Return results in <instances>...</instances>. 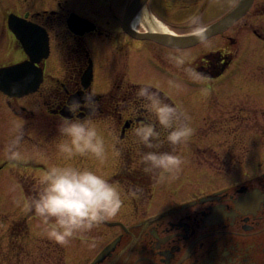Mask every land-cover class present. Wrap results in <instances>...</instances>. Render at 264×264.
<instances>
[{
	"label": "flooded vegetation",
	"instance_id": "obj_1",
	"mask_svg": "<svg viewBox=\"0 0 264 264\" xmlns=\"http://www.w3.org/2000/svg\"><path fill=\"white\" fill-rule=\"evenodd\" d=\"M239 1L141 0L127 20L129 8L137 0H0V68L30 61L26 48H33L39 55V62L34 66L43 72L40 89L34 98L42 99L44 104L57 100L53 101L51 110L60 109L58 114L49 113L63 122L65 118L61 111L69 104V96L82 88L81 77L90 62L95 71L94 79L96 76V62L85 42L88 38H98L105 43L109 40V47H114L115 52L126 53L123 66L134 80L139 78L136 73L157 80H160L159 75L172 77L167 70L174 65L169 56L197 51L195 49L221 38L224 44L201 52L192 67L203 74L205 79L199 81L208 86V83L220 81L235 70L237 63L234 60L238 58L233 60L232 53L236 52L232 47L241 38L242 43L245 42L246 30L249 37L256 38L264 46V28L259 29L257 23L258 18L264 16V0H254L249 12L220 34L187 48H173L151 39L138 38L130 32L191 35L193 31L185 34V30L194 29L202 16L209 19L215 16L216 22ZM71 14L84 18L94 29L76 35L67 22ZM150 18L160 22L166 31L152 29L148 23ZM59 40L62 41L59 43ZM139 56L143 59L140 64L137 63ZM57 63L61 74H48L47 70ZM177 69L180 72L181 68ZM124 76L119 79L120 84L119 81L116 85L108 83V90L97 94L98 109L92 113L98 116V121L105 125L109 123V128L114 130L111 122L119 128L120 143L116 142V150L119 145L126 146L137 139L135 127L153 121L152 114L144 107V100L137 96V92L133 94L131 88L146 85V80H154L142 78L144 83L123 84ZM94 79L89 87L91 93ZM195 80L185 76L182 82L190 85ZM80 113L81 108L71 120H85L79 119ZM48 118L45 126L56 132L58 127ZM182 169L188 172L182 176V180L188 179L185 183L175 179ZM195 171L201 173L190 164L181 165L173 173H164L162 178L158 172L154 180L152 177L144 180L141 176L134 192L127 188L120 191L123 203L116 215L118 218L107 219L94 227V236L84 235L83 240L95 242L93 247L90 245L92 252L85 255L84 247L77 242L72 252L79 250L84 253L83 257L80 260L66 259L65 248H57L62 254L61 261L65 264L69 260L74 264H264V169L254 174L236 169V174L229 176L230 181L214 189L209 186L214 177L198 181ZM117 173L118 170L111 176L116 183L122 181L117 179ZM165 194L169 197L162 203L160 198ZM25 220L23 216L13 222L17 229L12 231L20 238L0 240V250L8 247L4 258L24 257L25 254H20L27 250L22 238ZM35 246L41 252V247ZM103 251L105 253L97 261Z\"/></svg>",
	"mask_w": 264,
	"mask_h": 264
},
{
	"label": "rangeland",
	"instance_id": "obj_2",
	"mask_svg": "<svg viewBox=\"0 0 264 264\" xmlns=\"http://www.w3.org/2000/svg\"><path fill=\"white\" fill-rule=\"evenodd\" d=\"M261 1L258 0V2ZM94 12L96 13V11ZM88 14L94 16L89 11ZM214 17L209 19L202 16L195 26L202 25L207 28L215 22ZM258 20L259 29L264 28V16ZM190 31L193 29H186L185 34ZM244 35H246L245 42L242 43L241 38L239 43L232 47V51L236 52L235 54L232 53L233 60L238 58L234 60L237 63L235 70L220 81L208 83V86H204L199 80L186 85L182 79L189 76L183 69L178 72L174 65H171L170 70L169 67L167 69L172 77L159 75L157 77L160 80H157L151 76H144L135 72L139 78L134 80V78L129 77V71L123 66L124 59L127 60L124 55L126 53L115 52L114 47H109V40L105 43L98 38H88L85 42L90 55L94 57L96 62V76L92 85V92L93 94H100L107 91L108 83L116 85L123 74H125L123 84L144 83L142 80L145 79L142 78H152L153 82L146 80V83L152 85L154 91L159 92L165 103L179 106L188 118L186 122L193 129L192 136L187 142L177 146L174 154L182 158V165L192 164L196 170L201 171V173L195 171L198 174L196 176L198 181L207 177H214L213 184L209 185L214 189L230 181L231 177L229 176L236 174V169H244L249 174L260 172L264 169V46L256 38L249 37L247 30ZM60 41L62 40H59V43ZM223 44V40L218 38L205 47L195 49L197 51H186L180 54L186 57L188 61L186 66L193 67L201 52H207ZM54 53H56L55 50L53 56H55ZM127 55L131 56V53L127 52ZM142 62L143 59L139 56L137 63ZM47 73L59 76L61 74L60 65L58 63L53 65L47 70ZM140 87L142 86L132 87L133 94ZM35 95L9 101L0 93V240L4 241L9 237L20 238L10 230V224L25 216L29 226V234L25 237L24 244L26 249L30 250L25 249V253L20 254H25L24 257L19 259L15 256L11 258L9 256L7 259L3 257L8 252L6 246L0 250V264H65L61 261L62 254L56 249L55 242L47 237L41 219L36 215L29 214V210L25 207L27 198L24 192V184L27 180L28 183L35 184V189H37L39 179L48 169L53 166H71L95 171L103 175L119 192H123L129 186V182L124 178L116 183L111 178L116 170L122 169L128 174L135 167L138 172L144 173V179L150 180L152 177L154 180L158 177L157 172L145 174L144 164L138 163L141 160L142 152L138 151L127 155L131 152V150H127V154L122 155V157L119 155L120 151L116 154V142L120 143L118 136L120 130L112 122L111 125L114 130L107 126L110 125L109 123L105 125L97 120L91 121L92 126L96 128L99 136L104 140L105 155L102 160L91 154L74 155L68 158L66 154L61 153L59 145L62 142H68L69 138L63 136L59 128L56 133L47 125L43 127L35 123L27 113L22 111L23 106L26 110H34L36 114H40L42 110L47 111L42 99L38 101L37 98H34ZM50 104L51 101L47 106ZM11 108L17 111L19 116ZM47 116L52 125L58 127L62 123L49 112ZM152 118L153 121H156L154 115ZM32 121L33 126L26 130V125ZM159 129L157 130L160 135L167 137L168 130ZM21 133L23 138L25 135L30 137H26L24 142L21 140L18 148L15 149L20 153L19 158L10 159L7 149ZM166 144H168L167 141ZM121 162H131V164H128L129 167L125 165L127 167L124 169L125 166L122 167ZM234 162H237L235 163L237 165H234ZM137 164L138 167H136ZM256 167L258 170L252 171V168ZM136 170L132 176H135ZM181 171L182 173L179 172L175 175V179L185 183L188 179L182 180V176L188 175V172L186 169ZM220 171L225 172L219 174ZM215 176L217 177L215 178ZM182 187L183 185L179 191L182 190ZM168 197V194L163 195L160 202L164 203ZM22 225L24 226L25 223ZM95 233V228H93L90 232L72 239L66 246H62L66 251V259L69 257L73 260H80L83 257L84 253L79 250L72 252L74 246L78 244L77 242H79L80 247L81 245L84 247L85 255L90 254L95 242H87L88 240L83 239L84 235L94 236ZM47 242L50 245L48 244L46 247L43 244ZM35 245L41 247V252L35 249ZM39 253L41 256H38ZM68 264H74V262L69 260Z\"/></svg>",
	"mask_w": 264,
	"mask_h": 264
},
{
	"label": "clouds",
	"instance_id": "obj_3",
	"mask_svg": "<svg viewBox=\"0 0 264 264\" xmlns=\"http://www.w3.org/2000/svg\"><path fill=\"white\" fill-rule=\"evenodd\" d=\"M207 29L197 25L193 33L203 40ZM170 62L177 68L196 80H204L203 74L196 72L190 66L184 55L169 56ZM137 96L144 100V107L155 116L159 126L167 131V142L172 146V152L148 151L141 156L145 173L159 172L161 178L164 173L178 171L183 163L182 158L174 154L177 146L187 142L192 136L193 129L186 122L187 116L179 106L165 103L153 86L146 84L139 88ZM87 107L91 113L98 109L94 94L85 92L83 103L72 100L68 111L75 114L81 107ZM60 133L69 138L68 142L59 145L61 153L68 158L74 155L85 156L91 154L98 159L105 155L104 140L99 136L90 120H70L65 118L58 126ZM135 136L148 149L161 147L160 132L156 124L144 122L134 129ZM22 133L18 135L8 147L10 159H18V148ZM39 187L25 207L34 211L43 225L47 237L55 243L66 246L72 239L90 232L94 227L112 217L121 210L122 198L119 190L103 175L89 169L71 166H53L39 179ZM135 195V193H133Z\"/></svg>",
	"mask_w": 264,
	"mask_h": 264
},
{
	"label": "water",
	"instance_id": "obj_4",
	"mask_svg": "<svg viewBox=\"0 0 264 264\" xmlns=\"http://www.w3.org/2000/svg\"><path fill=\"white\" fill-rule=\"evenodd\" d=\"M141 0H137V2L133 3L128 11L127 20L130 18L131 11L134 10L135 6L140 4ZM254 0H240V2L223 18L211 24L207 29L205 39L201 40L197 38L194 34L186 35V36H174L173 34H154L148 33L144 35H139L138 33H132L129 29L127 31L130 32L133 36H137L141 39H151L161 44L173 47V48H187L194 46L202 41L212 37L214 35L220 34L224 30H226L229 26H231L234 22L240 19L247 11L251 8ZM69 28L78 35H83L88 31H92L94 28L87 22V20L71 14L68 19ZM30 61L12 65L3 69H0V91L8 94L9 96H23L29 93L36 91L39 87L42 79L43 72L41 69H38L34 66V63L39 62V55L34 52V49L30 48L27 50ZM47 54H42V56H46ZM94 79V72L91 62L89 66L84 71L81 77V85L82 88L79 92L72 94L69 96L70 103L72 100H80L83 103V96L85 92L90 91V86ZM89 89V90H88ZM80 93V94H79ZM95 100L97 99L96 96ZM82 113L78 114V117L83 118L86 115L92 114L87 107H81ZM66 110V111H65ZM68 108L65 107L61 113L66 117H73V113L67 111ZM68 113V114H67Z\"/></svg>",
	"mask_w": 264,
	"mask_h": 264
},
{
	"label": "trees",
	"instance_id": "obj_5",
	"mask_svg": "<svg viewBox=\"0 0 264 264\" xmlns=\"http://www.w3.org/2000/svg\"><path fill=\"white\" fill-rule=\"evenodd\" d=\"M51 104H53V102H51ZM95 118H98V116L95 115ZM152 122L156 124L157 129L161 128V127L159 126V124H157L156 121H152ZM165 139H166V137H162V135H160L161 147L158 148V149H148V148H146L142 143H140V142H139V139L137 138L136 140L133 141L132 144H129V145H126V146H124V145H119V146H118L117 153H118V151H120V152H119V155L122 157V155L127 154V150H131V152L128 153L127 155H131V154H133V153H137L138 151H140V152H142L141 156H142L144 153L148 152V151H158V152H165V151H166V152H171V151H172V146H170L169 144H166L167 139H166V140H165ZM168 146H169V148H168ZM170 147H171V148H170ZM167 148H168V150H166ZM120 153H121V154H120ZM140 161H142V160H139L138 163L143 164V162H140ZM128 164H131V162H121L122 167H124L125 165H128ZM141 164H140V165H141ZM126 167H127V166H125L124 169H125ZM128 167H129V165H128ZM136 167H138V164H137ZM144 167H145V165H144ZM135 170H136V168L133 167L131 173H128V174L125 173L122 169H121L120 171L118 170V173H117V179H118V180H122V179H124V177H128V179H129V186L127 187L128 190H133V189H134V186L138 183L140 177H141V176H144V173H140V172H138L137 170H136V174H135V176H132L133 173L135 172ZM124 173H125V174H124ZM157 173H158V172H157ZM123 174H124V175H123ZM145 174H146V173H145ZM131 176H132V177H131ZM144 180H145V179H144ZM35 187H36L35 184H33V183H28L27 181H26V183L24 184V191H25V193H26L27 200H29L32 196L35 195V192H36ZM29 212H30V214L34 213V211H29ZM24 223H25V225H24V228H25L24 231H25V232H24V233H25V236H26V235L29 234V227H28V224H27V220L24 221ZM59 249L62 250V247H60Z\"/></svg>",
	"mask_w": 264,
	"mask_h": 264
},
{
	"label": "bare ground",
	"instance_id": "obj_6",
	"mask_svg": "<svg viewBox=\"0 0 264 264\" xmlns=\"http://www.w3.org/2000/svg\"><path fill=\"white\" fill-rule=\"evenodd\" d=\"M148 23L151 25V27H152V29H154V30H157V31H161V32H163V31H166V29H165V27H163L162 26V24L160 23V22H157L154 18H150L149 20H148ZM154 34H156V33H154ZM163 34H169V33H163ZM51 102H53V101H51ZM43 105H44V108H47V111L45 112V111H41V113L40 114H36V112L34 111V110H32V112L34 113V114H32L30 117H31V119H33V121L35 122V123H38V124H40L41 126H45V124H46V118L48 117L47 116V114H48V112H55V114H58V111L60 110V109H55V110H51V108H53V104H50V106H47V105H49V104H44L43 103ZM46 106V107H45ZM51 110V111H50ZM36 115H38V116H36ZM33 121L32 122H29L27 125H26V130H28L30 127H32L33 126ZM24 141V139L22 140V142ZM125 178V177H124ZM128 182H129V179L128 178H125ZM31 181V180H30ZM35 181V180H34ZM27 182H28V180H27ZM131 192H134V190L133 191H131ZM26 198H27V196H26ZM27 202H28V200H27ZM10 224V223H9ZM22 224V223H21ZM17 229L16 228V226L12 223L11 225H10V230L12 231V229Z\"/></svg>",
	"mask_w": 264,
	"mask_h": 264
}]
</instances>
